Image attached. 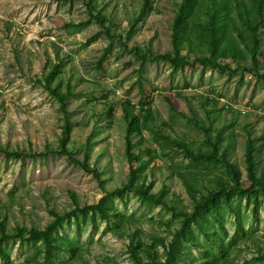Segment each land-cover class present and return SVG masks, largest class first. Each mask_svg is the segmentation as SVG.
<instances>
[{
    "label": "rangeland",
    "instance_id": "1",
    "mask_svg": "<svg viewBox=\"0 0 264 264\" xmlns=\"http://www.w3.org/2000/svg\"><path fill=\"white\" fill-rule=\"evenodd\" d=\"M146 1L0 0V149L11 153H0V223L14 237L3 245L0 264H137L132 244L143 263L165 264L184 229L194 240H181L186 249L177 264H264V196L227 193L200 225L189 224L185 215L193 216L196 200L230 191L234 180L225 165L201 163L177 146L209 154L208 140L217 142L246 190L251 136L256 172L264 177V26L257 69L241 18L254 14V0H228L215 61L224 68L179 70L155 56L173 53V25L184 0ZM203 1L182 40V55L191 62L212 59L198 28L209 24ZM229 43L240 50L235 57L223 54ZM147 53L154 60L140 58ZM127 107L141 117L143 130L133 137V164L126 154ZM141 110L151 118L144 120ZM66 122L70 152L81 161L89 152L99 179L66 156H42L59 150ZM23 152L37 156L12 155ZM132 170L136 187L122 195ZM102 202L108 216L94 209ZM53 213L60 218L51 236L59 250L47 260L43 240L15 234L45 231L56 222Z\"/></svg>",
    "mask_w": 264,
    "mask_h": 264
},
{
    "label": "trees",
    "instance_id": "2",
    "mask_svg": "<svg viewBox=\"0 0 264 264\" xmlns=\"http://www.w3.org/2000/svg\"><path fill=\"white\" fill-rule=\"evenodd\" d=\"M199 1L200 0H184L182 5L180 6V11L174 21L173 25V53L172 54H165V55H159L155 56L156 61H164L167 63H170L175 70L182 69L188 65H196V64H202L204 66H212V67H218V68H224L222 65L217 64L215 61L217 60V55L219 54L221 50V44L222 39L225 37V26L222 24L223 21L227 19L228 14V0H204L203 4L206 6L207 9V15H208V22L209 24L204 27L201 24H198V28L200 29V38L206 42L207 39V45L210 48V52L212 54V59H203V60H195L191 62L187 57L182 55L181 52V46H182V40L184 34L187 32L189 27V21L195 14L197 8L199 7ZM148 2V0L146 1ZM90 3V2H89ZM223 12L226 13L223 14ZM97 14V13H96ZM94 16V15H93ZM98 24L102 27H105L106 19L104 17L99 16L98 14L96 17H94ZM242 22L246 25L247 29L251 32L252 40H251V46L248 48L249 54L252 59V64L257 69L259 68L260 61H259V50L262 44V41L260 39V30L264 26V0H254V14H251L249 11H245L241 14ZM108 33H110V30H107ZM204 33L207 34V37H205ZM228 46L231 48V50H228ZM227 46V49L223 50L224 56L227 58L229 57L231 53V57H235L240 53V50L234 46L233 44L229 43ZM137 51V50H136ZM140 51V50H139ZM108 52H110L108 50ZM108 52L105 53L104 57L101 59L100 64L102 65L105 60L107 59ZM229 54V55H228ZM148 57H150L152 60H154V56H151L150 54H144V56H141L140 58L146 62L148 61ZM52 93L56 96V98L61 101L62 103H65L63 96H61L57 91H52ZM126 115L129 119V124L127 128V136H126V143H127V149L126 154L128 157V160L131 164L135 162L137 159L134 151L136 148V145L133 143V137L136 135H143L142 130V123H141V117L137 115H132L130 112L129 107L126 109ZM141 113L143 115L144 120H148L151 118L152 113L150 111L141 110ZM64 136L61 140L60 148L58 151H48L45 153V155H42L44 157H49L51 155H62L66 156L70 162H73L75 165L80 166L83 170H85L87 173H90L94 175L97 179L100 178V174L97 169L92 168L89 165L88 158H89V152L86 155L87 160L81 161L77 159L73 153L70 152L68 148V141L70 139L71 130L69 127L68 122H66L65 128H64ZM208 145H211L212 151L209 154H195L188 146L183 144H177V146L184 151L186 156L189 158L197 159L199 162L203 163V161H216L219 162L227 167V169L230 170V173L234 180V185L231 186L230 191L228 189H223L217 193L211 194L209 197L203 198L201 201L196 200V207L193 216L185 215L191 223L189 224H199L202 220H205L207 218V214L212 212V210H216L215 206L220 202V198L222 195H235L237 193L242 194L244 196H247L249 198H254V200H258L259 197L264 196V177H258L256 172V146L255 141L249 136V139L246 144V159L247 164L249 166V176L251 180V185L248 189L243 190L239 180L236 177L235 174V167L229 163L227 155L222 154L220 155V147L219 144L215 141H209ZM0 153H6L11 154L9 151L5 149H0ZM37 156L36 153H13L12 155L17 158L21 159L27 156ZM137 177V173L135 170H132L130 175V183L126 185L125 188L119 191L123 195L124 192L127 190H134L136 187L135 179ZM142 197L145 200L149 199L148 191L145 190L142 193ZM151 200H153L156 204H162L163 198L162 197H151ZM105 202H102L99 206L94 207L96 210H100L102 213H105V210L103 209V205ZM56 217V222L52 224L50 227H48L45 231H39V230H31L27 231L25 229H18L15 236L17 238L26 239L27 235L29 236L28 239L31 241H39L43 240L45 246H46V258L47 260H50L53 258V251L59 250L58 247L54 244V241L52 239V233L57 228V224L59 223L58 215L57 213H53ZM107 214V213H105ZM108 216V214H107ZM186 225L188 223H185ZM0 230H1V238H0V252H2L3 245L11 240V235L7 234L6 228L3 223H0ZM186 229L182 230L178 233L176 237V241L172 243L168 249L167 254V260L165 264H177L180 257L184 255L186 247L181 244V240L189 241L190 243L194 240L192 238V235H187ZM138 248L135 244L131 245L130 251L132 254L133 259L137 262V264H145L143 263L137 254ZM153 257L154 255L151 254ZM146 264H159L158 261L154 260L152 258V262L146 263Z\"/></svg>",
    "mask_w": 264,
    "mask_h": 264
}]
</instances>
